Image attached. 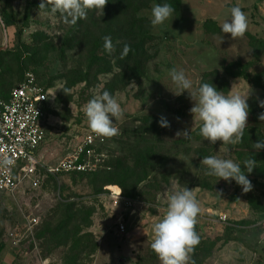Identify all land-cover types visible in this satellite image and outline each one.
Wrapping results in <instances>:
<instances>
[{
	"label": "rangeland",
	"instance_id": "374dc122",
	"mask_svg": "<svg viewBox=\"0 0 264 264\" xmlns=\"http://www.w3.org/2000/svg\"><path fill=\"white\" fill-rule=\"evenodd\" d=\"M173 1L150 0L138 11L147 21L141 30L145 57L129 63L120 59L129 30L117 0H108L104 14L91 10L74 26L59 13H39L40 0H0V47L7 45L0 50V98L31 73L50 101L46 139L38 150L39 187L26 183L14 195L0 193V264H161L151 249L152 226L166 212V194L184 187L193 188L201 207L195 264H264V150L252 147L264 136L246 128L237 145L210 144L189 112L188 92L175 95L168 75L173 67L183 69L193 91L205 82L226 95L233 85L231 91L241 94L250 87L248 122L264 112L257 100H264V0H177L172 19L152 27V6ZM234 6L246 14L248 30L232 40L220 25ZM105 36L115 47L111 55L103 48ZM104 90L124 110L115 121L119 135L112 138L94 134L84 115L86 103ZM161 115L170 128L159 126ZM186 128L190 139L176 136ZM81 147L92 171L47 174L46 168ZM205 156L232 159L242 170L253 157V189L245 193L234 180L205 175ZM98 175L113 178L99 183ZM110 186L136 200V207L113 199ZM67 202L76 203L74 233L50 252L45 228L58 224Z\"/></svg>",
	"mask_w": 264,
	"mask_h": 264
},
{
	"label": "clouds",
	"instance_id": "9594fccd",
	"mask_svg": "<svg viewBox=\"0 0 264 264\" xmlns=\"http://www.w3.org/2000/svg\"><path fill=\"white\" fill-rule=\"evenodd\" d=\"M108 0H40L39 13L55 15L60 14L63 22L76 25L79 20L86 19L88 12L96 10L104 14ZM173 5L169 3L154 4L151 8L150 24L152 27L163 25L165 21L172 19L175 12ZM230 19L220 25L223 34H230L232 40L243 38L248 30V18L240 6L230 9ZM223 40V38H222ZM221 40V41H222ZM103 48L111 55L115 51L111 37H104ZM131 46L125 44L120 54L124 59ZM171 81L178 89L175 95L188 92L193 102L189 109L193 120H199V135L214 145L218 141L222 144L237 145L242 142L245 129L248 127L250 107L248 100L253 96V90L249 87L246 93L232 92L224 94L212 83H201L193 91V82L183 69L175 67L168 70ZM135 85L134 82L131 83ZM68 95L70 89L62 88ZM258 100V106L264 108V100ZM84 115L87 118L90 130L101 137L112 138L119 135V128L115 121L122 119L124 110L115 96L107 90L100 92L90 99L84 106ZM179 119V118H177ZM258 119L264 122V112L258 114ZM158 124L162 128H170L171 124L163 115ZM190 129L179 130L177 137L181 135L190 139ZM256 152L264 150V140H257L252 145ZM13 161L7 156L0 160V164L7 166ZM205 165V175L218 177L231 183L233 180L247 193L253 189L248 174L257 167V161L247 158L243 161L244 169L232 159H223L216 156H205L200 161ZM123 190V189H122ZM122 192V191H121ZM167 207L164 216L152 226L151 249L157 255L161 264H195L191 260V254L200 243V237L195 230L197 217L201 212L200 204L193 188L184 187L179 190H171L166 194ZM117 207V206H116ZM116 209V208H115Z\"/></svg>",
	"mask_w": 264,
	"mask_h": 264
},
{
	"label": "built area",
	"instance_id": "2783aa9c",
	"mask_svg": "<svg viewBox=\"0 0 264 264\" xmlns=\"http://www.w3.org/2000/svg\"><path fill=\"white\" fill-rule=\"evenodd\" d=\"M49 109L48 92L31 73L10 91L7 99L0 98V160L7 156L13 161L7 166L0 164V193L14 195L26 183L31 188L39 187L38 150L46 139ZM87 142H93L91 135L87 137ZM84 154L81 147L73 156L46 168L47 174L92 171L93 167ZM110 188L112 198L122 200L125 208L136 207V200L123 196L117 187ZM221 219L226 220L227 215H221ZM119 228L125 231L126 225L120 221ZM12 239L15 245L19 243L16 238Z\"/></svg>",
	"mask_w": 264,
	"mask_h": 264
},
{
	"label": "trees",
	"instance_id": "16d2710c",
	"mask_svg": "<svg viewBox=\"0 0 264 264\" xmlns=\"http://www.w3.org/2000/svg\"><path fill=\"white\" fill-rule=\"evenodd\" d=\"M149 1L150 0H117V11L119 14H124V25L127 26V30H129V34L127 35V37H125V40L129 42V45L132 49V51H130L129 54L125 57L126 61L129 63L143 60V58L145 57L144 45L147 41L142 35L141 30L143 31L147 21L145 18L139 17L137 13L141 8L145 7L147 2ZM168 2H170V0H168ZM174 4H177V0H174L171 3V5H173L174 7L177 6ZM7 98L8 97L3 99ZM248 124L249 125L247 128L257 130L262 136H264V122H261L258 119L257 115H252L249 119ZM119 168H121V166H119ZM48 175L50 176V174ZM112 178H109L108 176H97V180L99 183H106L112 180ZM75 205L76 203L74 202H67L66 204H64V209L62 210L61 218L58 224L54 227L51 223L47 224V227L45 228V247H49L48 250L50 252L53 251L52 248H54L55 246L67 244V242L70 240L69 238L72 236V233H74L73 230L75 229V221L77 215ZM1 251L2 247H0V253Z\"/></svg>",
	"mask_w": 264,
	"mask_h": 264
},
{
	"label": "water",
	"instance_id": "95a60500",
	"mask_svg": "<svg viewBox=\"0 0 264 264\" xmlns=\"http://www.w3.org/2000/svg\"><path fill=\"white\" fill-rule=\"evenodd\" d=\"M3 27H4L5 31H6L7 28H6L5 23H3ZM6 47H7V45H6V46H2V47H0V50L5 49ZM108 227H110V226L108 225ZM106 228H107V227H106Z\"/></svg>",
	"mask_w": 264,
	"mask_h": 264
}]
</instances>
